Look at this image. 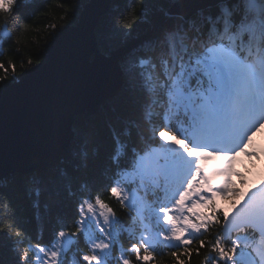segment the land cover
<instances>
[{
	"label": "snow or ice",
	"instance_id": "obj_1",
	"mask_svg": "<svg viewBox=\"0 0 264 264\" xmlns=\"http://www.w3.org/2000/svg\"><path fill=\"white\" fill-rule=\"evenodd\" d=\"M20 2L0 0V55L6 45L19 44L8 22ZM196 2L194 11L165 12L143 37L133 33L148 0H140L138 14L127 9L114 22L122 37L118 73L132 115L113 129L106 192L129 212V223L99 189L74 175L95 157L93 136L83 133L60 144L56 167L29 185L39 198L75 195L79 182L86 190L79 192L75 216L58 222L48 243H26L31 236L13 221L14 264H191L205 248V264H264V178L248 181L250 168L241 159L252 164L264 154V0ZM42 63L30 56L17 75L14 62L0 60V94ZM0 206L7 218L9 201Z\"/></svg>",
	"mask_w": 264,
	"mask_h": 264
},
{
	"label": "trees",
	"instance_id": "obj_2",
	"mask_svg": "<svg viewBox=\"0 0 264 264\" xmlns=\"http://www.w3.org/2000/svg\"><path fill=\"white\" fill-rule=\"evenodd\" d=\"M174 1L176 0H148L145 16L138 26H134L133 36L142 37L148 34L152 23L157 19H162ZM89 2L90 0H30L29 2L21 0L16 14L8 22L13 39H18L19 44L6 45L3 55H0V60L6 66L9 60L14 62L17 75L24 72L21 61L26 62L30 56L34 62L36 60L44 62L58 35L65 28L78 23L84 7ZM127 9H131L134 15L138 14L141 9L140 0H111L107 12L100 18L95 33L98 49L102 53L109 55L120 49L118 45L122 37L116 31L114 22ZM61 17L64 18L61 19ZM4 19L0 15V24L4 23ZM17 21L20 23V27H23V31L16 26L15 22ZM51 24L56 25L55 30L46 27ZM17 48H19V52L16 51ZM131 104V100L124 95L121 84L115 94L106 98L100 105L96 114L86 113L76 116L73 127L75 137L83 133L92 134L95 152L90 166L87 169L74 172V175L78 177V181L86 180L91 188L99 189V194L102 197L105 195L103 199L120 214H122L120 212L122 208L115 200L108 197L106 187L111 175L109 157L116 150L113 129L118 128L123 119L132 115ZM56 165L57 162L47 169H40L33 173H12L0 180V200L9 201V207L4 209L8 213L7 218L0 214V227L6 230L4 233H0V261H3V264H14L15 260L12 246L13 240L17 238L14 235L15 229L11 227L13 221L24 233L31 236L32 242H41L54 233L58 222L70 223L75 216V205L79 192L86 190L81 189L79 182L73 185L76 189L75 195H69L63 191L59 195L44 192L39 198L33 195L29 186L31 177L37 174H46ZM93 193L97 192L93 191ZM37 202L39 207L34 206ZM123 211L126 212L124 209ZM126 221H129L127 216ZM122 244L125 245L124 242ZM80 250H87L85 244H82ZM206 255L207 249H201L199 255L192 256L191 264H205L204 257ZM168 264H171L170 260Z\"/></svg>",
	"mask_w": 264,
	"mask_h": 264
},
{
	"label": "water",
	"instance_id": "obj_3",
	"mask_svg": "<svg viewBox=\"0 0 264 264\" xmlns=\"http://www.w3.org/2000/svg\"><path fill=\"white\" fill-rule=\"evenodd\" d=\"M111 0H90L78 23L65 28L46 60L0 94V180L47 169L72 138L76 116L94 115L122 82L121 49H98L96 27ZM196 0H176L168 12L194 11Z\"/></svg>",
	"mask_w": 264,
	"mask_h": 264
},
{
	"label": "bare ground",
	"instance_id": "obj_4",
	"mask_svg": "<svg viewBox=\"0 0 264 264\" xmlns=\"http://www.w3.org/2000/svg\"><path fill=\"white\" fill-rule=\"evenodd\" d=\"M110 97H111V96H110ZM108 98H109V97H108ZM99 107H100V106H99ZM95 114H96V113H95ZM75 119H76V118H75ZM74 123H75V121H74ZM74 123H73V127H74ZM73 127H72V138L75 137V135H76L75 132H74ZM72 138H71V139H72ZM71 139H70V140H71Z\"/></svg>",
	"mask_w": 264,
	"mask_h": 264
},
{
	"label": "rangeland",
	"instance_id": "obj_5",
	"mask_svg": "<svg viewBox=\"0 0 264 264\" xmlns=\"http://www.w3.org/2000/svg\"><path fill=\"white\" fill-rule=\"evenodd\" d=\"M83 115V114H82Z\"/></svg>",
	"mask_w": 264,
	"mask_h": 264
}]
</instances>
